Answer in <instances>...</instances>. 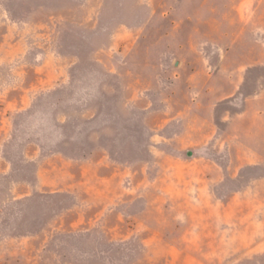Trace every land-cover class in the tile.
Here are the masks:
<instances>
[{
    "label": "rangeland",
    "instance_id": "1",
    "mask_svg": "<svg viewBox=\"0 0 264 264\" xmlns=\"http://www.w3.org/2000/svg\"><path fill=\"white\" fill-rule=\"evenodd\" d=\"M260 60L264 0H0V264H264Z\"/></svg>",
    "mask_w": 264,
    "mask_h": 264
},
{
    "label": "crops",
    "instance_id": "2",
    "mask_svg": "<svg viewBox=\"0 0 264 264\" xmlns=\"http://www.w3.org/2000/svg\"><path fill=\"white\" fill-rule=\"evenodd\" d=\"M252 65L264 67V60L256 61ZM260 86L245 97L244 111L235 117L229 118V126L234 122L244 124L243 131L237 132L234 139L243 141L246 148L244 164L258 169L261 176L257 179L261 185V195L264 194V75L258 79ZM232 130V129H231ZM230 130V131H231ZM264 199V198H263ZM262 199V204L264 203Z\"/></svg>",
    "mask_w": 264,
    "mask_h": 264
}]
</instances>
